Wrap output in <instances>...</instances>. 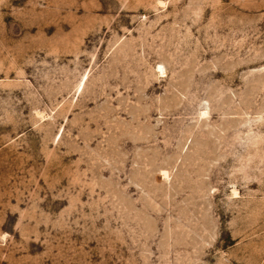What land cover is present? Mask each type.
Wrapping results in <instances>:
<instances>
[{
  "label": "rangeland",
  "instance_id": "rangeland-1",
  "mask_svg": "<svg viewBox=\"0 0 264 264\" xmlns=\"http://www.w3.org/2000/svg\"><path fill=\"white\" fill-rule=\"evenodd\" d=\"M0 264H264V0H0Z\"/></svg>",
  "mask_w": 264,
  "mask_h": 264
},
{
  "label": "bare ground",
  "instance_id": "bare-ground-1",
  "mask_svg": "<svg viewBox=\"0 0 264 264\" xmlns=\"http://www.w3.org/2000/svg\"><path fill=\"white\" fill-rule=\"evenodd\" d=\"M161 69H163V67L161 66Z\"/></svg>",
  "mask_w": 264,
  "mask_h": 264
}]
</instances>
